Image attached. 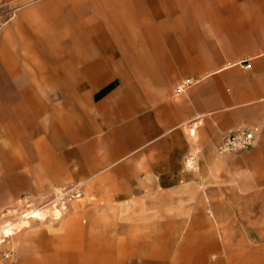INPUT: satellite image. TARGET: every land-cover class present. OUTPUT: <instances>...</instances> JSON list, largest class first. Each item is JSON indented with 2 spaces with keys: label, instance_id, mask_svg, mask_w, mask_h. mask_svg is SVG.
<instances>
[{
  "label": "rangeland",
  "instance_id": "rangeland-1",
  "mask_svg": "<svg viewBox=\"0 0 264 264\" xmlns=\"http://www.w3.org/2000/svg\"><path fill=\"white\" fill-rule=\"evenodd\" d=\"M43 1L0 0V36L20 18L22 11ZM201 1V9L217 12L214 24L219 27L212 34L208 30L210 20L201 21L205 27L199 28L204 50L201 54L212 62L196 74L167 79L161 75L165 65L136 60L141 53L151 58L146 48L125 51L130 55L127 60L122 59L121 50L113 48L98 52L91 62L71 63L63 68L54 62L44 64L56 76L49 83L56 89L45 95L41 93L44 84L31 76L37 70L30 62L17 60L16 71L11 75L0 61V264H77V241L82 243L85 255L89 249L105 246L109 257L106 264H141L122 245L134 240H122L119 236L123 228L113 227L116 222L122 223L131 206L135 208L134 215L155 213L162 220L167 214L176 220L175 224L184 221L175 246L183 236L191 250H201L197 254L201 264H264V182H256L264 178V67L258 63H264V52L247 48L252 33L242 19V11L248 8V0H230L234 9L229 14L222 12V0ZM253 6L261 11L262 3ZM37 14H31L23 26L28 27ZM233 20L244 24L236 31L229 30L227 26ZM261 22L254 21V36L258 35ZM4 46L9 47L7 42ZM215 49L218 51L214 52ZM215 53L222 59L216 60ZM24 54L19 50V56ZM228 62L236 64L225 67ZM175 65L171 57L170 66ZM220 67L225 68L213 72ZM158 68L160 73L155 75ZM102 69H107L113 80L99 98V109L86 113L74 96V77ZM120 76H127V84H123L126 92L119 89ZM142 78L149 82L141 83ZM25 88L27 93L22 94ZM152 92L158 93L160 107L174 103L179 110L180 129L190 140L181 164L188 177L170 180L166 186H157V181H153L150 194L144 196L127 197L120 191L112 199L114 214L108 213L98 228L95 224L87 226L81 237L70 235V228L63 223L67 214L57 220L48 211L41 217L24 216L33 209L48 208L53 200L58 203L56 195L70 189L72 183H82L95 173L105 176L108 164H98L95 172L87 171L94 164L88 157L87 143L103 142L119 124L134 119V112L125 115L121 109L140 108L141 104L149 107ZM252 123L260 128L253 147L229 155L217 154L216 147L225 129ZM191 128L194 134L189 133ZM210 142L212 163L205 164L203 151ZM254 157H262L263 161L252 165ZM188 158L195 167L187 168ZM232 177L239 180L241 188L231 187ZM71 193L59 197L60 200ZM62 202L65 200L59 201ZM84 202L85 209H91L90 202ZM151 203L161 208L152 212L140 206ZM211 203H215L221 215V228L213 220ZM183 205H190V210L180 211ZM25 221L13 235L1 232L4 224Z\"/></svg>",
  "mask_w": 264,
  "mask_h": 264
},
{
  "label": "crops",
  "instance_id": "crops-1",
  "mask_svg": "<svg viewBox=\"0 0 264 264\" xmlns=\"http://www.w3.org/2000/svg\"><path fill=\"white\" fill-rule=\"evenodd\" d=\"M222 1V12L229 14L234 9L233 1ZM260 1L261 11L260 8L256 11L253 4ZM202 3L201 0H44L36 7L22 11L20 18L0 36V61L11 75L16 71L17 60L30 62L37 70L35 73L32 72L31 76L44 84L41 93L45 95L56 89V86L49 85L55 81L56 76L44 64L54 62L63 68L71 63L91 62L98 52L106 53L113 48L121 50L122 59L125 60L130 56L125 51L146 48L151 52V58L141 53L136 56V60L165 65L161 75L167 79L185 73L196 74L212 62L201 54L204 50L199 28L202 30L205 28L201 21L210 20V27H207L210 32L216 31L219 27L214 24L217 20L214 15L217 12L209 8L201 9ZM247 3L248 8L242 11V19L246 21L252 33L247 40V48L256 51L260 49L262 53L264 0H248ZM34 13H38L36 18L34 17L35 20H32L28 27H24L22 23ZM257 19H261L262 25L260 31H257L258 35L254 36V21ZM243 24L233 20L227 28L236 31ZM6 42L9 45L8 49L4 46ZM19 50L25 51V54L19 56ZM165 51H172L173 54L170 56ZM217 51L218 49H215L214 52ZM171 57L176 61L173 68L170 66ZM214 58L222 59L221 55L216 53ZM258 63L264 67L263 62ZM235 64L228 62L225 67ZM159 71L158 68L155 75H158ZM112 80L113 77L107 69L86 71L74 77L73 93L84 112L99 109V98ZM146 82L149 81L142 78L141 83ZM123 84H127V76L119 77V89L126 92L127 87H123ZM23 93H27V88L22 90ZM150 99L152 102L149 107H143L141 104L140 108H122V114L132 115L134 112L135 118L115 127L108 139H103V142L98 140L87 143L88 157L92 158L94 163L87 171L95 172L98 164H108V173L105 176L95 173L85 177L82 183H72L70 189L62 190L56 195L58 203L53 200L48 208L39 209V214L31 217H41L48 211L52 219L57 220L67 214L63 223L70 228V235L81 237L87 226L95 224L98 228L102 226L108 213L114 214L116 209L112 199L119 195L120 191L127 197L144 196L150 194L153 181H157V186H166L170 180L188 177L189 173L181 168V164L185 148L190 146V140L180 129L179 110L174 103H171L173 106L160 107L157 92H152ZM233 127L237 125L230 128ZM230 128L222 132L218 144L223 134ZM194 132L191 128L189 133ZM212 149L213 142H210L203 151L205 164L212 163ZM262 161V157H254L251 164L257 165ZM231 182L232 188H241L237 178L232 177ZM256 182H264V178H258ZM70 191L72 193L69 197L62 198L65 202L60 204L59 196H65ZM85 199L90 202L91 209H85L87 207ZM200 204L203 206V203ZM57 206H61L58 208L60 215L54 217L53 212L56 210L54 208ZM140 206H144V211L152 212L161 208V205L152 203ZM210 206L213 220L218 228H221L222 219L218 208L215 203H211ZM132 207L120 225H117L119 224L117 222L113 225L116 228H123L119 238L134 240L122 242L126 253L134 255L131 257L136 260H141V264H201L197 255L201 250L198 247L191 250L183 236L177 247L175 246L176 236L180 235L184 221L175 224L176 220L167 214L162 220L155 213L150 216L134 215L135 208ZM179 210L188 211L190 205H183ZM81 217L84 218L81 220ZM24 223L26 221L18 225L21 227ZM7 224L1 227V232ZM15 230L10 235H13ZM74 246L78 252L77 264H106V259L109 258L105 246L89 249L86 255L83 254L80 241Z\"/></svg>",
  "mask_w": 264,
  "mask_h": 264
},
{
  "label": "built area",
  "instance_id": "built-area-1",
  "mask_svg": "<svg viewBox=\"0 0 264 264\" xmlns=\"http://www.w3.org/2000/svg\"><path fill=\"white\" fill-rule=\"evenodd\" d=\"M249 64L246 63V67ZM184 83L178 87L181 89ZM260 128L258 125L237 126L228 129L222 136L216 151L219 155H229L247 150L255 144Z\"/></svg>",
  "mask_w": 264,
  "mask_h": 264
},
{
  "label": "bare ground",
  "instance_id": "bare-ground-1",
  "mask_svg": "<svg viewBox=\"0 0 264 264\" xmlns=\"http://www.w3.org/2000/svg\"><path fill=\"white\" fill-rule=\"evenodd\" d=\"M186 165L189 166V167H191V168L194 167V165L192 164V159L191 158H188L186 160ZM60 201H62V200H60ZM38 214H39V209H33V210L29 211L28 213L24 214V216L26 217L28 215V217H31L33 215H38ZM59 214L60 213H59L58 210H56L55 212H53L54 217L59 216ZM18 224H21V222L7 224V226L3 229L2 233L4 235H10V234H12L15 229H18L20 227Z\"/></svg>",
  "mask_w": 264,
  "mask_h": 264
}]
</instances>
